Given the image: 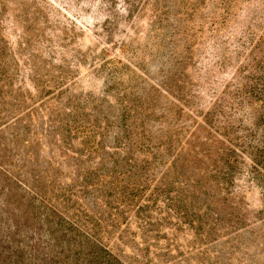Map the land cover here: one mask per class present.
Masks as SVG:
<instances>
[{
    "label": "rangeland",
    "instance_id": "1",
    "mask_svg": "<svg viewBox=\"0 0 264 264\" xmlns=\"http://www.w3.org/2000/svg\"><path fill=\"white\" fill-rule=\"evenodd\" d=\"M260 90L264 0H0V264H87V233L121 264H264V196L246 182L247 157L234 171L247 191L236 220L206 201L215 203L210 192L142 185L172 156L160 169L148 153L126 162L110 148L130 137L121 125L133 126L136 112L123 110L132 104L149 110L151 143L138 140L149 150H199L210 134L244 147L257 137ZM105 116L115 125L96 150L64 123ZM126 169L120 189L110 186Z\"/></svg>",
    "mask_w": 264,
    "mask_h": 264
},
{
    "label": "trees",
    "instance_id": "2",
    "mask_svg": "<svg viewBox=\"0 0 264 264\" xmlns=\"http://www.w3.org/2000/svg\"><path fill=\"white\" fill-rule=\"evenodd\" d=\"M259 94L260 95L256 99L251 100L252 104L255 102H260L263 108L260 114L256 116L257 119H255V127H257V137L253 139V141H248L246 140V138H243L241 142L244 144V147H242L241 144L238 145L237 143H231L228 138L227 139L229 141L225 139L226 143L223 141H219L220 145H216L214 143L213 135L210 134L206 137V142H203L204 144H199V150H196L195 148L192 149V146L194 145L189 142H184V144L186 143V146L183 144L178 145V151L175 154L168 152L171 148L165 147L162 144L156 147L150 145L151 149L153 150H149L147 148H144V145L138 142V140H140L141 142L145 140L147 141V145L151 143V139H146V137L148 136V121L146 120V116L148 115L149 110H138L132 104L133 107L131 105H125V108L123 110H125L126 112H136L133 116V126L126 123L121 125L123 131H129L130 137L128 138V140H125L127 138L124 137H117V139H115L116 145L110 148L125 153L127 157L129 156L130 158H126V162L132 160L133 151L138 152V154L144 152L145 154L148 153L146 154L147 158L150 157V155L152 159H156L157 157V161H159L157 163L160 165V169H162L161 167L168 163V157L172 156L171 161L167 164L166 169H164L161 174L154 175V177L145 176L142 181H140L142 185L148 186L151 182L156 181L155 186L157 189L176 185L177 189L181 188L186 192L191 191L192 193L197 194H204L205 191L210 192L208 196L211 195L210 197L215 203H212L206 198V201L208 203L219 205L218 208L221 210L222 208L226 210L228 209L229 211H226L227 217H232L236 220H240L244 216H246V214L243 213H247L246 209L242 205L243 203L240 201L241 197H245L247 191L245 189L246 187L235 183L236 181H241V179L240 175H235L234 171H236L235 169L237 168V165L242 162L244 157H247L250 161L249 172L245 174L248 177V180H246V182L250 180L248 184H254L256 180V184H260L259 187L261 189V194L264 196V182L262 181V177H264V91L260 90ZM121 100L122 99H120V101ZM122 101L124 102V100ZM76 109L77 108L72 107L71 112L75 113ZM123 117L125 120L126 115H124ZM118 118H121V115L115 118V122L118 120ZM261 120H263V125H260V123H258ZM101 122H104L102 126ZM64 123L75 130L81 128L82 131H87V133H83L85 134L83 135L85 139H83L81 142H91L90 148L92 149V147H94L95 150L98 149V146H100V139L102 140L105 137V129L106 132H110V128L115 125V123L113 124V121L109 120V117L107 116L103 117L102 119H99L98 117V119L95 120L92 124L82 119H80L79 121L67 120ZM204 123L208 124L206 121ZM215 132H218L217 129H215ZM97 137L100 138L98 139V141H96ZM184 149L188 152L194 153L196 157L200 156V161L201 159H206L209 161V163L197 168L195 165V160L190 161L188 160L189 157L180 156L181 151H183ZM165 156L167 157L165 158ZM137 159L138 158H135V161ZM5 171L7 170L5 169ZM125 172L126 173L119 171L115 175L111 173L109 177L111 179L109 185L113 186L115 184L114 188H118L119 182L117 178H125L126 174L130 173V170L126 169ZM252 172H254L257 177H255ZM170 173L176 174V176L171 178L169 176ZM116 175H118L119 177ZM14 179H16V177H14ZM16 181L20 180L16 179ZM242 182L244 183V180ZM126 184H129L128 180L126 181ZM135 185L136 184L132 183L130 187H134ZM137 185L142 186L140 184ZM232 187H234V191H231ZM119 189L120 188H118V190ZM210 190L213 191L214 195ZM122 191H116L115 193L121 194ZM205 204L206 203H204L203 201L202 205H198V209L203 211H210L211 208ZM54 207L52 209L56 210V207ZM59 210L65 216H67L69 221L68 223L70 225L76 227L77 229L87 228V225L83 223V220L79 214L73 211H70L72 213L70 214V209H63L64 211H62L61 209ZM76 210L77 212H79L78 209ZM213 213L216 214L215 211ZM87 238L90 240H86V243L91 246V249H93L89 254L91 259L89 258V262L87 264H121V261L117 258V256L113 254L112 249L108 248L106 244L103 243V241L93 238L89 233H87ZM77 248H81V245L77 244V246L72 247L70 250H74ZM99 251L108 253V259H99ZM75 255L77 256L76 253Z\"/></svg>",
    "mask_w": 264,
    "mask_h": 264
}]
</instances>
